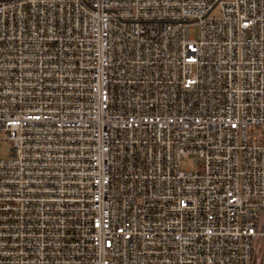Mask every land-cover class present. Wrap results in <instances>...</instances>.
Returning <instances> with one entry per match:
<instances>
[{"label":"built area","instance_id":"1","mask_svg":"<svg viewBox=\"0 0 264 264\" xmlns=\"http://www.w3.org/2000/svg\"><path fill=\"white\" fill-rule=\"evenodd\" d=\"M0 264H264V0H0Z\"/></svg>","mask_w":264,"mask_h":264},{"label":"rangeland","instance_id":"2","mask_svg":"<svg viewBox=\"0 0 264 264\" xmlns=\"http://www.w3.org/2000/svg\"><path fill=\"white\" fill-rule=\"evenodd\" d=\"M192 34L194 36H197V30H195ZM192 160H193V158H189L188 160L182 162L181 166L183 168L187 167L189 169H193L194 168V164L192 163Z\"/></svg>","mask_w":264,"mask_h":264}]
</instances>
